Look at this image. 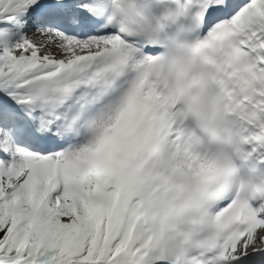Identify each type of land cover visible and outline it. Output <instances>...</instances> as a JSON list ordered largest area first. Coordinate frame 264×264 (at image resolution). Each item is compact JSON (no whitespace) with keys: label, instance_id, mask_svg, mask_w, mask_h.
I'll return each instance as SVG.
<instances>
[{"label":"snow or ice","instance_id":"obj_1","mask_svg":"<svg viewBox=\"0 0 264 264\" xmlns=\"http://www.w3.org/2000/svg\"><path fill=\"white\" fill-rule=\"evenodd\" d=\"M0 264H264V0H0Z\"/></svg>","mask_w":264,"mask_h":264}]
</instances>
